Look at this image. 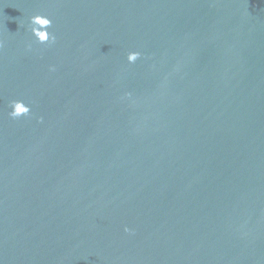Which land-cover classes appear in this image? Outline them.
Here are the masks:
<instances>
[{
    "label": "water",
    "instance_id": "obj_1",
    "mask_svg": "<svg viewBox=\"0 0 264 264\" xmlns=\"http://www.w3.org/2000/svg\"><path fill=\"white\" fill-rule=\"evenodd\" d=\"M0 264H264V0H0Z\"/></svg>",
    "mask_w": 264,
    "mask_h": 264
},
{
    "label": "clouds",
    "instance_id": "obj_2",
    "mask_svg": "<svg viewBox=\"0 0 264 264\" xmlns=\"http://www.w3.org/2000/svg\"><path fill=\"white\" fill-rule=\"evenodd\" d=\"M30 23L33 25L32 31L35 36H37L42 42L46 41L48 37H46L45 33L39 30L36 26H40V28H44L50 24V21H48L45 18L41 17H33L30 21ZM137 58V54H130L129 60L134 61ZM28 109L26 107H22L19 104L15 105V110L13 111V116H18L22 113H27Z\"/></svg>",
    "mask_w": 264,
    "mask_h": 264
}]
</instances>
